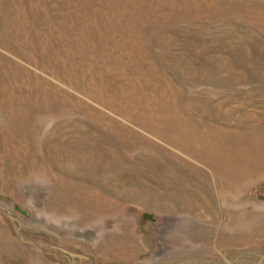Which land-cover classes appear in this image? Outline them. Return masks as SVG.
<instances>
[{
    "label": "rangeland",
    "instance_id": "rangeland-1",
    "mask_svg": "<svg viewBox=\"0 0 264 264\" xmlns=\"http://www.w3.org/2000/svg\"><path fill=\"white\" fill-rule=\"evenodd\" d=\"M0 264H264V0H0Z\"/></svg>",
    "mask_w": 264,
    "mask_h": 264
},
{
    "label": "bare ground",
    "instance_id": "bare-ground-1",
    "mask_svg": "<svg viewBox=\"0 0 264 264\" xmlns=\"http://www.w3.org/2000/svg\"><path fill=\"white\" fill-rule=\"evenodd\" d=\"M116 96V95H115ZM121 96V95H120Z\"/></svg>",
    "mask_w": 264,
    "mask_h": 264
}]
</instances>
